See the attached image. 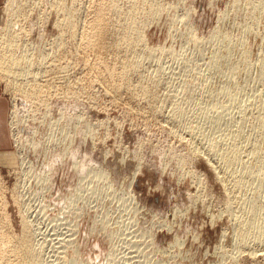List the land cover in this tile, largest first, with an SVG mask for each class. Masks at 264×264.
<instances>
[{"label":"rangeland","instance_id":"rangeland-1","mask_svg":"<svg viewBox=\"0 0 264 264\" xmlns=\"http://www.w3.org/2000/svg\"><path fill=\"white\" fill-rule=\"evenodd\" d=\"M17 1L30 7L29 19L19 18L26 28L31 21L49 23L45 36L35 25L20 37L34 62L49 57L52 69L33 70L50 108L40 103L30 110L0 77V229L10 234L0 230V253L15 248L11 243L24 236L26 223L39 264H264V0ZM10 2L0 0V8ZM151 2L160 8L150 12ZM132 7L143 22L136 49L122 41ZM95 13L99 20L107 15L105 23ZM71 14L77 37L67 31L53 40L60 32L56 19L68 26L64 16ZM98 24L110 37L103 50L95 46ZM127 57L140 60L129 76L133 86L159 77L155 100L142 90L115 88L107 66ZM57 91L77 93L79 106L61 115L67 101L57 99ZM16 95L26 109L15 129L10 114ZM18 126L23 137L16 142ZM72 145H80L74 159L67 154ZM58 151L59 160L47 163ZM86 153L105 176L76 170ZM225 153L233 156L230 168ZM238 219L249 228L246 244L237 242Z\"/></svg>","mask_w":264,"mask_h":264},{"label":"bare ground","instance_id":"bare-ground-1","mask_svg":"<svg viewBox=\"0 0 264 264\" xmlns=\"http://www.w3.org/2000/svg\"><path fill=\"white\" fill-rule=\"evenodd\" d=\"M60 0H58V2H59ZM94 1V0H93ZM127 1V0H126ZM129 1V0H128ZM127 1V2H128ZM132 1V0H131ZM135 1V0H134ZM145 1V0H144ZM143 1V2H144ZM148 1V0H147ZM150 1V0H149ZM148 1V2H149ZM157 1V0H156ZM13 2H14V4L13 3H11L10 2V5H8L7 4V8L4 10V9H1L0 8V77L2 78V79H4V80H6V82H7V84H11L13 87H11V85H10V88H13V92L15 93H17V92H19L28 102H29V107H30V110H33L34 109V107L36 106H39V104L41 103V104H48L47 106H45V107H48L49 106V103H47L48 101H46L45 99L47 98H45L44 96H45V93L43 92V90L41 91L40 89H38L39 87H41L42 86V84H41V82H38L37 81V78L38 77H40L37 73H34V68L35 67H37L38 68V70H39V68L43 65L44 66V64H45V66L47 67L48 65H46L47 63H48V61H47V63H46V60L47 59H49V57L46 59V60H38L37 61V63L36 62H34V60L32 59V58H30L29 57V54L27 53V52H25V48H21V47H23L24 46V44H25V42H23L22 43V40H23V37H20V32H23L25 35H27V33L29 32V30H33L34 29V26L36 25L37 26V30L39 31V33H41V36H45L47 33H48V30L46 29L47 28V26H48V20H47V22H39V23H36V22H34V21H31V22H29V23H27V24H29V28L27 29L25 26H27V25H25V24H23V23H21L20 22V20H19V18H22V19H29V16H30V14H28V12L30 11V7L28 8V6H23V4H20V3H18V1L17 0H13ZM58 2L56 1V3L58 4ZM63 2V1H62ZM95 2V1H94ZM105 2V1H104ZM107 2H108V0H107ZM107 2H105V3H107ZM111 2V1H110ZM115 2V1H114ZM126 2V3H127ZM138 2H139V0H138ZM148 2H147V5H148ZM15 3H17V5H15ZM117 3V5H118V3L119 2H116ZM131 3V2H130ZM146 3V2H145ZM60 4V3H59ZM63 4V3H62ZM65 4V3H64ZM95 4V3H94ZM94 4H92L91 6H94ZM107 4H109V3H107ZM112 4H113V1H112ZM140 4V3H139ZM61 5V4H60ZM73 5V4H72ZM75 5V4H74ZM96 5V4H95ZM99 5H100V2H99ZM102 5V4H101ZM106 4H104L103 5V8H104V6H105ZM121 5H122V3H121ZM141 5H142V2H141ZM143 5H146V4H143ZM90 6V7H91ZM97 6H98V4H97ZM112 6V5H111ZM110 6V7H111ZM116 6V5H115ZM125 6H128V5H125ZM132 6V5H131ZM131 6H129V7H131ZM64 7H66V6H64ZM136 7H137V5H136ZM136 7H134L135 9H136ZM149 8H150V12L153 10H158L159 8H160V4L158 3V2H151V4H149V6H148ZM158 7V8H157ZM100 8H101V6H100ZM115 8V7H114ZM119 8V7H118ZM122 8H124V7H122ZM133 7L129 10V14H131V16H129L130 17V26H127V27H124V33L122 34V41L123 40H125V42H126V44H128V46H133L132 48L133 49H136V47H138V45H139V43L141 42V41H143V37H144V35H142V32H141V28H142V26L141 27H139V24H141L142 25V23H141V20L140 21H138L139 19V15H138V11L137 10H135ZM140 8H142V6L140 7ZM140 8L138 9V7H137V9L140 11ZM143 8H144V6H143ZM142 8V9H143ZM147 8V7H146ZM145 8V9H146ZM156 8V9H155ZM56 9V8H55ZM58 9V8H57ZM63 10H67V9H69L68 7H66V8H62ZM77 9V8H76ZM93 9V8H92ZM108 9V8H107ZM110 9H112V8H109V10ZM121 9V8H120ZM125 9V8H124ZM62 10V11H63ZM70 10H71V8H70ZM73 10V9H72ZM75 10V9H74ZM94 10H97V9H94ZM98 10H99V8H98ZM97 10V11H98ZM101 10H104V9H101ZM105 10H106V8H105ZM116 10H117V7H116ZM59 11V10H58ZM61 11V10H60ZM97 11H95V12H97ZM113 11H114V9H113ZM123 11V10H122ZM146 10H143L142 12L144 13ZM148 12H149V10H147ZM146 11V12H147ZM5 12H6V15H7V21L5 22ZM57 12V11H56ZM64 12V11H63ZM68 12V11H67ZM66 12V13H67ZM70 12V11H69ZM75 12V11H74ZM86 12V11H85ZM99 12V11H98ZM101 12V11H100ZM118 12H119V10H118ZM155 12V11H154ZM53 13H54V11H53ZM60 13V12H59ZM65 13V12H64ZM76 13V12H75ZM87 13V12H86ZM93 13V12H92ZM104 13V12H103ZM111 13V12H110ZM109 13V14H110ZM126 13H127V11L125 12V15H126ZM58 14V13H57ZM89 14H91V13H89ZM96 14H98V13H95V16H94V18L95 17H97L96 16ZM100 15L102 14V13H99ZM121 14V13H120ZM124 14V13H123ZM152 14V13H151ZM150 14V15H151ZM60 15V14H59ZM75 15V14H74ZM85 15V14H84ZM88 15V14H87ZM105 15V14H104ZM111 15V14H110ZM145 15H146V13H145ZM145 15H144V17H145ZM148 15V14H147ZM57 16V15H56ZM89 16V15H88ZM91 16V15H90ZM99 16V15H98ZM124 16V15H123ZM128 16V15H127ZM126 16V17H127ZM10 17H11V20H10ZM60 17V16H59ZM61 17H63L62 15H61ZM65 18H70L71 20V23L68 25V26H66V25H64L65 23L63 22V20L65 21V19H61L60 21H57L59 18H57L56 19V27L58 28V30L60 29V32H61V34H60V32H59V34H57L58 36L56 37H54L53 38V40L54 39H56V40H58V39H60V40H63L61 37V35L63 34V36H64V33L65 32H67V31H69V33H71L72 34V36L73 37H77L76 36V34H75V27H76V25L77 24H75L76 23V17H73V15L71 14L70 16H64ZM78 17H79V15H78ZM141 17V16H140ZM143 17V18H144ZM85 18V17H84ZM87 18L89 19V17H87L86 16V19L85 20H87ZM100 18V17H99ZM106 18H107V15H106ZM106 18H103V19H106ZM116 18V17H115ZM115 18H114V20H115ZM119 18H120V16H119ZM124 19H126V21H127V19L128 18H125V16L123 17ZM142 18V17H141ZM16 20L15 22H13L12 20ZM18 19V20H17ZM66 19V20H67ZM74 19V20H73ZM90 19H92V18H90ZM103 19H101V20H99L98 19V17L96 18V20H99L98 21V23L101 25V23L102 22H104L105 23V21L103 20ZM80 20V19H79ZM28 21V20H27ZM30 21V20H29ZM91 21V20H90ZM90 21L88 20V22L90 23ZM95 20H93V22H94ZM107 21V20H106ZM119 21V20H118ZM125 21V22H126ZM143 21V20H142ZM65 22H67V21H65ZM84 22V21H83ZM97 22V21H96ZM109 21H107V23H108ZM127 22H129V21H127ZM95 23V22H94ZM122 23V22H121ZM146 23V22H145ZM67 24V23H66ZM81 24V23H80ZM85 24H87V21H86V23ZM91 24V23H90ZM99 24H98V31L100 32V30H99ZM103 24V23H102ZM123 24V23H122ZM119 25H120V23H119ZM127 25H128V23H127ZM66 26V27H65ZM83 26V25H82ZM82 26H81V28H82ZM91 26V25H90ZM117 26V25H116ZM84 27V26H83ZM87 27V26H86ZM88 27H89V25H88ZM87 27V28H88ZM94 26H92L91 27V29L93 28ZM97 27V26H96ZM102 27V26H101ZM100 27V28H101ZM144 27V26H143ZM80 28V27H79ZM95 28V27H94ZM73 29H74V31H73ZM89 29V28H88ZM143 29V28H142ZM57 30V31H58ZM77 30V29H76ZM82 30H83V28H82ZM85 30V29H84ZM93 30H96V29H92V31H91V33L93 32ZM86 31V30H85ZM89 31H90V29H89ZM83 32V31H82ZM87 32V36H88V30L86 31ZM85 32V33H86ZM95 32V31H94ZM119 32V31H118ZM78 33V32H77ZM80 33V32H79ZM96 33V32H95ZM95 33L93 34V35H95ZM101 34H99L98 36H99V38H98V40H99V42H97L96 43V45L95 46H97V48L98 49H102L103 50V48H104V46H105V39L106 40H109L110 39V37L107 35L108 33L106 32H100ZM68 34V33H67ZM66 35V34H65ZM78 35V34H77ZM82 35H86V34H82L81 33V35L80 36H82ZM60 36V37H59ZM86 36V37H87ZM89 36H92V35H89ZM88 36V37H89ZM120 36V35H119ZM118 36V37H119ZM88 37H87V41H88ZM90 38V37H89ZM94 38H96V36L94 37ZM125 38V39H124ZM66 39V38H65ZM74 39V38H73ZM72 39V40H73ZM78 39V38H77ZM79 39H80V37H79ZM92 39H93V37H92ZM91 39V40H92ZM118 39V38H117ZM55 40V41H56ZM59 40V41H60ZM81 40V39H80ZM83 41H85L84 40V38L82 39ZM91 40H89L91 43H92V41ZM94 40V39H93ZM82 41V42H83ZM95 41V40H94ZM73 42V41H72ZM75 42V41H74ZM80 42V41H79ZM89 42V43H90ZM57 43V42H56ZM60 43V42H59ZM58 43V44H59ZM84 43V42H83ZM86 43H88V42H86ZM123 43V42H122ZM61 45H63V46H66V43H62ZM74 45V44H73ZM77 45H80L79 43L77 44ZM83 45V44H82ZM84 45H85V43H84ZM87 45V44H86ZM91 46L93 45V44H90ZM121 45V44H120ZM81 46V45H80ZM74 47V46H73ZM76 47V46H75ZM77 47H79V46H77ZM76 47V48H77ZM85 47V46H84ZM83 47V48H84ZM87 48H88V45L86 46ZM92 47H94V46H92ZM110 47H113V44L110 42ZM118 47V46H117ZM139 47H140V45H139ZM60 48V47H59ZM81 49H82V47H80ZM86 48V49H87ZM90 48V47H89ZM118 48H120V47H118ZM58 49V48H57ZM62 49V48H61ZM91 49V48H90ZM94 50V49H93ZM121 50V49H120ZM119 50V51H120ZM127 50V49H126ZM129 50V49H128ZM127 50V51H128ZM138 50L139 49H137V52H138ZM85 51V50H84ZM133 52V51H132ZM56 53V52H55ZM54 53V54H55ZM58 53V52H57ZM83 53V52H82ZM93 53V52H92ZM84 54V53H83ZM126 54H128V53H126ZM125 54V55H126ZM133 54V53H132ZM76 55V54H75ZM100 55V54H99ZM121 55V54H120ZM54 56V55H53ZM78 56V55H77ZM97 56V55H96ZM132 56V55H131ZM135 56V55H134ZM137 56V55H136ZM99 57V56H98ZM97 57V58H98ZM116 57V56H115ZM114 57V58H115ZM123 57V56H122ZM126 57V56H125ZM129 57V56H128ZM127 57V60H125V62H124V60L122 61V59H121V61L123 62L122 64L120 63V62H118L117 63V65H116V62L115 63H113V64H111V65H108L107 67H108V71L110 72V76L112 75V76H114L115 78H116V80H117V82H118V84H117V86L115 87L116 89H120V88H122V87H127V89H128V87L129 88H133V90L136 92V91H141L142 90V93L141 92H139V94L140 95H142V96H144V97H146V98H150V100H153L155 97H156V90H157V87H158V83H159V77H157L158 78V80L155 78V79H151L150 81H149V85H146V86H140V87H136V86H133L132 84H131V79L129 78V76L132 74V73H134V72H136L137 70H138V68H139V66H140V60H138V59H136V58H128ZM78 58V57H77ZM92 58V57H91ZM96 58V59H97ZM100 58V57H99ZM66 59V58H65ZM88 59V58H87ZM86 59V60H87ZM118 59V58H117ZM104 60V59H103ZM102 60V61H103ZM110 60V59H109ZM53 60H51L50 62H52ZM56 61V60H55ZM60 61V60H59ZM69 61L70 60H67V62L65 61H63L64 63H63V69H65V68H67L68 66H69ZM93 61V60H92ZM99 61H101V60H98V62ZM102 61H101V65L103 64L102 63ZM118 61V60H117ZM86 62V61H85ZM88 62V64H89V60L87 61ZM60 63V62H59ZM84 63V62H83ZM93 63V62H92ZM48 64H50V63H48ZM71 64V63H70ZM85 64V63H84ZM55 65V64H54ZM76 65V64H75ZM87 65V64H86ZM98 65H100V64H98ZM105 65H107V64H105ZM56 66H59V68L61 67V65L59 64L58 65V62H57V65ZM56 66L54 67V70L56 69ZM71 66V65H70ZM85 66V65H84ZM45 67V68H46ZM73 67V66H72ZM80 67V66H79ZM93 66H91V69L93 70V68H92ZM95 67H97V64H96V66ZM106 67V66H105ZM42 68V67H41ZM45 68H42V69H45ZM47 68H51V66L50 67H47ZM88 68H90V66L88 67ZM101 68V67H100ZM41 69V70H42ZM52 69V68H51ZM58 69V68H57ZM56 69V70H57ZM98 69V68H97ZM107 69V68H106ZM47 70H49V69H47ZM79 70V69H78ZM82 70V69H81ZM84 70V69H83ZM95 70V69H94ZM51 71V70H50ZM75 71V70H74ZM73 71V72H74ZM108 71H107V73H108ZM39 72H40V70H39ZM46 72V71H45ZM48 72V71H47ZM78 72V71H77ZM96 71H94V73H95ZM76 73V72H75ZM89 73H91V72H89ZM99 73V72H98ZM101 73V72H100ZM106 73V72H105ZM138 73V72H137ZM42 74V73H41ZM43 74H45V73H43ZM104 74V73H103ZM102 74V75H103ZM109 74V73H108ZM60 75V74H59ZM69 75V74H68ZM83 75V74H82ZM86 75V74H85ZM55 76V75H54ZM134 76V75H133ZM88 77H90V76H88ZM92 77V76H91ZM97 76H96V74H95V78H96ZM70 78V77H69ZM98 78H100V77H98ZM135 78V77H134ZM19 79H25V82H21L20 83V81H19ZM84 79V78H83ZM114 79V78H113ZM141 79V78H140ZM67 80V79H66ZM95 80V82L97 81L96 79H94ZM98 80H101V79H98ZM105 80H106V77H105ZM42 81H44V80H42ZM63 81V80H62ZM82 81V80H81ZM80 81V82H81ZM144 81H145V79H144ZM52 82V81H51ZM64 82V81H63ZM69 82H71V81H69ZM85 82V81H84ZM89 82V81H88ZM102 82V81H101ZM100 81L98 82V83H101ZM46 83V82H45ZM44 83V84H45ZM59 83V82H58ZM60 85L62 84V83H59ZM71 84V83H70ZM73 84V83H72ZM82 84H83V81H82ZM94 84V83H93ZM92 84V85H93ZM137 84V83H136ZM138 84H139V82H138ZM75 85V84H74ZM91 85V86H92ZM100 85H102V84H100ZM105 86V85H104ZM138 86V85H137ZM44 87H46V86H44ZM57 87V86H56ZM77 87V86H76ZM93 87V86H92ZM95 87V86H94ZM98 86H96V88H97ZM100 87H102V86H100ZM50 88V87H49ZM58 88V87H57ZM79 88V87H78ZM81 88V87H80ZM110 88V87H109ZM42 89H45V88H42ZM108 89V88H107ZM54 90V89H53ZM58 90V89H57ZM88 90H90V89H88ZM87 90V91H88ZM93 90V89H92ZM94 90H96V89H94ZM104 90H105V88H104ZM129 90V89H128ZM70 91V90H69ZM83 91H85V90H83ZM107 90H105V92H106ZM80 92V91H79ZM109 92V91H108ZM44 93V98H42V94ZM55 93V92H54ZM58 93H60V91L58 92L57 91V95H58ZM65 94L63 95V92H62V96H60V95H56L57 96V99H66V100H64V101H67V102H65V103H62L61 105H62V107H64V108H62L61 109V115H64V116H66V114L69 112V111H71V110H74V109H76L79 105H77V103H75V102H77L78 101V97H76V94L77 93H75V92H73V91H71V92H64ZM93 93V92H92ZM51 94V93H50ZM66 94H68V95H66ZM79 94H81V93H79ZM114 94V93H113ZM138 94V95H139ZM49 95V94H48ZM52 95V94H51ZM66 95V96H65ZM105 95V94H104ZM107 95V94H106ZM159 95V94H158ZM47 96V95H46ZM53 96H54V94H53ZM50 96H48V98H49ZM88 97V96H87ZM143 97V98H144ZM18 98V99H17ZM68 98V99H67ZM137 98V97H136ZM155 100V99H154ZM50 101V100H49ZM56 101V102H55ZM54 101V103H56V106H54L53 105V107H55V108H57L58 106L57 105H59L60 103L58 102V100H55ZM84 101V100H83ZM91 101V100H90ZM113 101V100H112ZM158 101V100H157ZM162 101V100H161ZM26 103H25V101L22 99V98H19L17 95H16V97H15V105H14V108L11 110V114H10V116H11V124L12 125H14V127H15V129H16V125L18 124L17 123V121L20 119V116H21V111H23L24 109H26V105H25ZM149 104V103H148ZM117 105V104H116ZM159 105V104H158ZM161 105V104H160ZM149 106V105H148ZM153 106V105H152ZM161 107V106H160ZM49 108H50V106H49ZM93 108V107H92ZM163 108V107H162ZM124 109V108H123ZM161 108H159V110H160ZM153 110V109H152ZM158 110V109H157ZM127 111V110H126ZM161 112V111H160ZM153 114V113H152ZM144 116V115H143ZM149 116V115H148ZM144 118V117H143ZM4 120V119H3ZM4 123V121H2V124ZM0 124H1V122H0ZM5 135V134H4ZM4 135H2V133H1V135H0V140L1 139H4L3 138V136ZM13 137H14V140L16 141V142H19V140H21V138L23 137V134H22V131L21 130H19V126L17 127V132H15V130H14V132H13ZM186 138V137H185ZM183 140V139H182ZM180 141V140H179ZM2 142V141H1ZM79 146L80 145H72V146H70L68 149H67V154L68 155H70V154H72V157H73V159H74V157H76V155H77V149L79 150ZM211 146V145H210ZM212 147V146H211ZM211 151H212V149H211ZM210 151V152H211ZM212 153V152H211ZM210 153V154H211ZM7 155H10V154H2V156H3V158L4 157H6ZM59 156H60V152L58 151L54 156H53V158L51 157V158H49V160L47 161V163L48 162H51L52 163V165H54L53 164V162H56V158H57V160H59ZM56 157V158H55ZM233 156L231 155V154H228V153H225V154H223V159H224V162H225V165H226V167L227 168H230L231 166H232V164H233V162H234V159L232 158ZM210 162V161H209ZM93 163H94V159L93 158H91V156L88 154V153H86L84 156H83V158H82V160H81V162H80V164H78V166H77V171L78 172H81L82 170H88V171H90V172H93V171H96V173H97V175L99 176V175H102V176H105L106 175V173H105V170L102 168V167H98V166H96V165H93ZM211 163H209V165H210ZM212 165V164H211ZM212 167H213V165H212ZM75 168H76V163H75ZM245 168H247V167H245ZM218 169V168H217ZM137 173H138V169L133 173V176H132V181H131V184L133 183V181H135L136 179H137ZM222 176V175H221ZM223 177V176H222ZM238 182L236 183V184H240V185H237V186H241L242 185V179H241V176H239L238 178ZM226 187V186H225ZM227 188V187H226ZM224 190H225V192H226V189L224 188ZM227 190H229L228 188H227ZM230 195V194H229ZM231 196V195H230ZM228 197L229 198V200H230V198L231 197ZM233 198V197H232ZM231 201H232V199H231ZM253 205H252V202H251V207H252ZM0 207H2V206H0ZM238 221H239V219H238ZM1 223V222H0ZM239 224H238V226H237V229H238V232H237V230H236V232L238 233V234H240V235H238L237 237H238V239H237V242H238V245H240V244H246L247 243V241L249 240V236H248V234H249V228H247V226H246V224L242 221V220H240L239 222H238ZM2 225H3V223H2ZM24 236L22 237V238H17V240H15V243H11V244H16V246L14 245V247L15 248H13V247H9V248H12V249H10V252H9V248L8 247H5V246H2L3 247V249H4V247L6 248V249H8V250H6V249H4L5 251H8L7 253H9L10 254V256L9 257H7V253L4 251V250H1V251H4L3 253H0V259H2V262L1 263H4V264H39V258H38V256H37V254H36V252H35V248H34V245H33V241H34V239H33V235H32V233H31V231H30V229H29V227H28V225L26 224V223H24ZM0 226H1V224H0ZM2 227V226H1ZM3 227H5V225H3ZM2 227V228H3ZM1 230V232H2V234H3V230L4 229H0ZM7 232V231H6ZM4 232V234L3 235H1V236H4L5 235V237L7 236V235H9L10 236V234L7 232ZM6 233V234H5ZM242 233V234H241ZM1 234V233H0ZM8 236V237H9ZM13 235L11 234V237H12ZM15 238H16V236H14ZM21 237V236H20ZM2 237H0V239H1ZM263 238H264V236H263ZM2 239H4V237L2 238ZM2 239H1V241H2ZM8 239V238H7ZM9 241H10V239H8ZM8 240H7V242H8ZM11 240H12V238H11ZM60 240V239H59ZM263 240V239H262ZM3 242H5V241H2V244H3ZM7 242H6V244H4V245H6V246H10V245H7ZM12 242V241H11ZM262 242H264V241H262ZM60 243V242H59ZM1 244V243H0ZM264 243H262V245H263ZM1 246V245H0ZM244 245H241V247H243ZM264 246V245H263ZM1 247V248H2ZM239 247V246H238ZM245 248V247H244ZM244 248H243V250H244ZM263 248V247H262ZM249 249H250V247H249ZM251 250V249H250ZM245 252V251H244ZM247 252H249V250H247ZM250 252H252V251H250ZM264 252V251H263ZM263 252H259V253H263ZM252 254H253V252H252ZM256 253H254V255H255ZM258 255V254H257ZM11 256H13L14 257V260L12 259V257ZM256 256V255H255ZM262 259H264V254H262ZM4 261V262H3ZM59 264V263H58ZM62 264V263H61Z\"/></svg>","mask_w":264,"mask_h":264}]
</instances>
